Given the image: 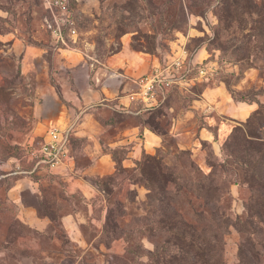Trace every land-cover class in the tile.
<instances>
[{"label":"rangeland","instance_id":"374dc122","mask_svg":"<svg viewBox=\"0 0 264 264\" xmlns=\"http://www.w3.org/2000/svg\"><path fill=\"white\" fill-rule=\"evenodd\" d=\"M70 6L78 37L73 43L67 30V39L90 62H105L127 44L162 56L161 64L184 48L185 64L194 56L212 70L153 113L123 120L161 135L154 152L139 148L133 166L122 163L93 179L92 190L69 193V175L25 171L49 127L37 120L38 105L49 91L62 95L79 65L60 64L51 48L26 59L29 46L52 38L43 0H0V264H154L159 248L166 251L159 264H243L239 225L264 209V0ZM12 31L21 39L15 46ZM249 102L259 115L248 113ZM21 201L54 220L43 228L25 222ZM66 213L81 216L82 245L56 219ZM257 229L263 236L264 225ZM251 249L264 264V248Z\"/></svg>","mask_w":264,"mask_h":264},{"label":"crops","instance_id":"0c3cea01","mask_svg":"<svg viewBox=\"0 0 264 264\" xmlns=\"http://www.w3.org/2000/svg\"><path fill=\"white\" fill-rule=\"evenodd\" d=\"M66 29L67 26L64 28L65 43L55 39L49 31L52 35L50 41L29 46L25 56L32 61L37 55L48 52L51 48L55 50V59H59L60 64L63 62L71 67L79 65L78 69L75 67L71 69L72 77L62 88V95L57 91L55 93L49 91L37 107V120L45 127L49 126L45 129L44 137H47L49 129L53 126L67 128L69 125H77L76 153L71 151V156L55 170L39 167L34 171V162L29 159L30 167L25 172L31 175H40L43 171L61 177L69 175L66 177L69 180L67 188L69 193H73L79 188L92 190L94 183L90 177H103L116 170V162L112 154L105 151V147L125 146L128 151L123 159V165L131 167L139 148L140 151L151 153L161 145V135L148 126L142 123H125L121 120L114 124L110 116L113 113L127 112L135 117L139 112L143 115L147 109L157 106L161 102L158 98L160 95L153 102L142 99L140 81L155 67L165 64V58L172 61L174 55L172 54L171 58L164 55L161 64L158 60L162 56L134 51L125 44L121 51L111 54L105 62H90L86 58V53L70 46ZM11 33L13 35L9 34L8 40L15 46L21 39L14 31ZM69 33L68 29V35ZM77 37H72L73 43L77 41ZM91 66L95 68L91 69ZM57 75L63 78L64 72L60 70ZM76 76L83 77V80H77ZM248 106V113L253 112L255 107L252 104ZM110 127L112 128L109 129ZM80 158L84 161L83 164L77 162ZM33 181L38 188L39 181L36 179ZM21 204L22 219L25 222L37 228L46 227L51 223V218L42 216L34 205L22 201ZM80 218L78 214L66 213L61 216V222L67 234L82 245V232L78 226L82 221Z\"/></svg>","mask_w":264,"mask_h":264},{"label":"built area","instance_id":"2783aa9c","mask_svg":"<svg viewBox=\"0 0 264 264\" xmlns=\"http://www.w3.org/2000/svg\"><path fill=\"white\" fill-rule=\"evenodd\" d=\"M43 3L47 11L44 24L55 39L65 43L64 28L66 26L69 27L72 37L78 36L76 28L73 27L74 14L70 0H43ZM186 54L183 48L172 61L165 58V64L155 67L140 81L142 99L153 102L160 95L158 98L163 101L173 87L183 88L190 81L208 76L212 67L205 62L197 61L194 56L185 64ZM194 70H197V73L194 74ZM73 127V125L67 128L53 126L49 129L45 140L38 147H33L29 153V159L34 162V171L39 167L55 170L65 163L71 156L70 137Z\"/></svg>","mask_w":264,"mask_h":264},{"label":"trees","instance_id":"16d2710c","mask_svg":"<svg viewBox=\"0 0 264 264\" xmlns=\"http://www.w3.org/2000/svg\"><path fill=\"white\" fill-rule=\"evenodd\" d=\"M67 30L68 29H66V32H67ZM176 91H178V87H173L172 90L166 95L165 100L161 101L157 106L147 109L146 113H153L154 111L160 109L163 105H165L167 103V101L172 97V95ZM249 104H253V102H249ZM259 113H260V110H258V109L253 111V115L255 114V116L259 115ZM140 117H141L140 112L135 117L131 116V114H129L127 112L113 113L111 120L115 124L117 120L123 121L127 118H134L137 120ZM234 128L235 127H233V130H234ZM70 147H72L71 151L73 152V136H72V134L70 137ZM118 149H121V151L123 153L121 157L116 156V152ZM105 151L112 154V157L116 162V169H117L118 167H120L122 165L123 159L126 157L128 149L125 146H119L116 148L105 147ZM47 174L52 176V177H55V175L53 173L47 172ZM34 175H38V174H34ZM56 177H57V175H56ZM98 178H101V177H90V180L93 182V179H98ZM36 180H38V179H36ZM262 207H263V205L259 208V210L257 212H255V214H251V216L255 215L254 221L246 220V221H244L243 225H239L240 231L242 233H244V238H245V240L243 238V242H242L241 247H240V258H241V261L243 264L244 263L245 264H260L261 263V260L259 259L258 253L253 252V250L251 249L250 254H247V251L251 248V246H252V248H255L257 246H262L264 248V235L259 237L261 230H260V228H259L260 231H258V229H257L259 226L264 225V209H262ZM260 210L262 213L259 212ZM52 218H51V220H52ZM56 219L61 221V217H59V218L57 217ZM53 220H54V218H53ZM247 234L250 235V237H252L254 235L252 240H251V238L246 239L245 236ZM177 254L182 255L183 251L179 250V252H177ZM165 255H166V251L164 249H162L160 252V248H159L158 253H157V259H155L154 264H159ZM179 264H182V263L179 262Z\"/></svg>","mask_w":264,"mask_h":264}]
</instances>
